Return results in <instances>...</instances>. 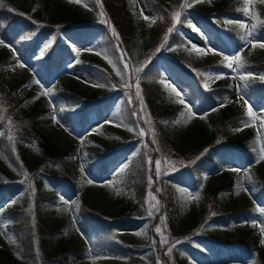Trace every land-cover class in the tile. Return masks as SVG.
<instances>
[{
  "label": "rangeland",
  "instance_id": "rangeland-1",
  "mask_svg": "<svg viewBox=\"0 0 264 264\" xmlns=\"http://www.w3.org/2000/svg\"><path fill=\"white\" fill-rule=\"evenodd\" d=\"M163 1L172 3L173 10L181 11V19L183 20L182 17L185 19L183 25H177V31L183 32L191 39L189 54L192 64L199 69L205 68V76L211 83H220L233 89L234 101L243 109L246 118L238 126L240 129L238 133L244 138H255L261 147L255 159L259 162L242 164L236 159L202 175L206 187L213 191L221 184L224 175L230 173L236 179L237 185L233 194L220 196V209L226 212L230 207L239 206L251 211V216L241 217L239 223H233L230 227L218 224L216 217L219 216L213 217L214 214L211 212L208 213L207 218H204L198 209L200 198L189 199V194H196L197 191L178 182V179L187 176L192 170L191 162L198 157L185 156L188 155L186 152L178 151L179 143H183L187 138L198 145L210 142L213 126L219 125L222 121L220 110L224 101L208 102L204 108L198 106L190 91L178 82L173 70L163 58V55H167L172 49V44L164 52L161 50L152 54L149 52L150 29L153 21H156V15L147 7L145 0H117V3L121 4L118 8L119 21L131 24L134 27V34L130 44L131 53L124 55L122 52H117L115 58L111 52L112 47H115L112 44L106 45L102 40L104 31L96 28L98 23L104 20V16L100 15V11H95L88 0H74L72 3L68 0H15L19 7L42 23L60 26L72 20L74 14L79 13L91 19L92 24L96 26L79 32L66 33H61L60 30L54 33L47 29L41 30L37 52L28 57L24 49L18 48L16 38L11 39L3 35L0 19V41L4 42L0 44V52L4 49L16 51V55L8 63H0V75L13 93L12 101H2L0 97V130L5 131L11 147V157L0 151V182L12 187L10 191L2 194L4 196L0 209L12 204L18 196H21V199L25 198L26 194L30 195L29 202L32 203L34 198L31 194L37 191L36 179L44 176L45 172L58 171L60 174L63 172L58 165L47 164L37 143L27 138V134L19 126L21 121L16 122L14 119L12 122L16 113V110H11L14 107L21 108L27 115L32 111L43 112L49 119L40 125V129L61 154H64L68 160L75 161L74 167L70 169V178L77 187L74 191L63 186V191L53 200L50 198L53 188L45 184L43 191L50 201L44 204L46 227L51 232L58 231L63 242L53 248L43 247L40 258L38 256L32 258L33 260H25L21 256L19 258L14 246L13 234L7 228L9 222L0 218V224L4 225L0 228V233L7 234H0V247L4 251L0 256V264H60L58 260L61 259H65V264H129L125 255H114L103 249L96 241V234L86 231L78 217L82 202L109 217L111 222L104 226L106 235H118L115 237L122 238L124 245L131 246L130 251H135L134 253L138 255L137 261L140 259L136 264H181L182 261L187 264H251L253 262H251V254L245 255V260L233 259L230 255H217L214 250L216 246H213L211 240L226 236L229 228L232 233L239 234L252 229L253 233L249 237L261 235V240L264 239V234L261 233L264 224L260 223L264 217H260L255 211L256 208L264 206V202L258 201L254 194V186L249 182L251 172L264 176V160L260 159L264 154V123H262L264 98L259 99L250 94L245 83V79L250 75L261 76V74L260 70L247 69L245 65L242 69H236V63L233 64V68H228L227 61L223 59L224 55L231 57L239 54L242 62L243 56H246L255 63L261 64L264 62V48L259 47V44L264 43V39H252L247 45L233 43L230 48L226 44L228 41L223 32H207L206 20L198 12L201 2L192 3L191 7L181 9L180 6L185 0ZM209 1L216 2V0ZM188 2L191 3V0ZM85 4L88 6L86 7ZM263 4L264 0H247L245 6L248 15L237 18L245 24L247 31L254 24L252 9L256 14L258 7ZM144 16L149 19L145 20ZM188 21H191L199 31H194L193 27L188 26ZM109 33L112 40L109 39L108 42L115 44L116 40L111 30ZM109 33L107 32L108 36ZM59 34L74 45L75 52L61 50L62 66L54 71L47 70L53 73L47 82H43L38 67L41 64H36L35 60L45 41ZM5 44L8 46L5 47ZM54 48L57 49V44H54ZM197 48L202 51L197 52ZM104 53L107 55L105 56ZM77 61L79 65H76ZM87 61L97 62L107 73L109 80L105 84L93 81L82 74L81 71L87 66L83 64ZM125 63L127 69L124 67ZM20 64L25 66L20 67ZM142 65V71L138 73L141 96L143 97L142 93H144V81L146 83L149 78H155L163 94V112L159 119L151 117L148 110L135 97L137 80L133 70ZM216 74H222L221 78H215ZM209 75L212 78H209ZM241 76L245 78L241 79ZM34 79L40 83L33 84ZM165 84L171 85V88H166ZM173 88L180 92V96L172 91ZM47 90H51L53 95L50 97L39 95ZM67 90L80 93L90 103L87 124L77 132L71 130L62 120V113L66 107L58 92ZM37 96L39 98L34 99ZM241 96L243 99H240ZM130 98L131 103H129ZM49 99L52 100V105L49 104ZM133 100L136 101L137 112H131L130 106H133ZM179 100L184 102L178 103ZM53 106L60 123H55L51 119ZM141 107L143 111L138 113ZM249 108L252 109L255 120L247 115ZM134 112L137 114L133 115ZM181 113L184 114L183 117ZM139 116L140 121L145 122L143 125L138 121ZM148 120L151 121L150 125L146 122ZM177 120H180L179 124L175 123ZM245 121H248L247 126H243ZM61 124L64 127H61ZM141 130L144 132L143 136L139 135ZM165 136L170 142L164 141L163 145L162 139ZM153 140L156 142L153 143ZM110 150L114 152L110 171L100 177L91 176L86 168V157L104 154ZM149 158L153 161L151 165L148 163ZM134 160L138 161L147 176L145 191L141 196H136L135 191L124 184L126 170ZM156 160L160 161L161 175L158 178L154 176ZM169 161L174 164L168 163ZM24 173H27V179ZM150 176L153 180L151 184H149ZM89 180L93 183L89 184ZM165 184L172 187L173 193L165 188ZM0 188L3 187L0 185ZM156 189L159 191L157 192ZM117 191L120 195L116 194ZM149 193L155 196V200L149 197ZM153 204L156 208L152 209L153 215L149 217L148 209ZM19 205L20 208H25ZM252 221L256 223L253 224ZM156 226L161 227V233L168 238V244L161 245V234L155 232ZM145 227L146 234L137 235ZM176 241L180 243L176 244L171 254H167L168 247ZM261 246L264 248V244ZM64 247L73 252L69 258L59 257ZM150 253L155 255L154 259L149 257Z\"/></svg>",
  "mask_w": 264,
  "mask_h": 264
},
{
  "label": "trees",
  "instance_id": "trees-1",
  "mask_svg": "<svg viewBox=\"0 0 264 264\" xmlns=\"http://www.w3.org/2000/svg\"><path fill=\"white\" fill-rule=\"evenodd\" d=\"M145 1L147 7L156 15V21L150 29L151 48L149 52L152 54L160 48V45L163 43V37L168 34L167 29L172 25L171 13L175 11L173 10L172 3H166L163 0ZM177 1L182 2L184 0ZM88 3L95 11L103 12L104 21H109L111 27H114L116 33L119 35V40L114 37L116 43L113 44L112 42H108L109 39L112 40L110 37L111 34L109 33L111 27L102 22L98 23L96 27L104 31L103 38L101 37L104 43L106 45L112 44L116 48L112 47L111 49L113 57H116L117 52H122L126 55L131 53L130 44L132 35L134 34V27L131 24L126 22L121 23L119 21L118 8L121 4H118L117 0H99V3H95L94 0H88ZM201 3L198 12L206 20L207 32H223L228 41L226 44L230 48L233 43L235 45L241 44V34L245 33L247 28H239L238 24L242 22L237 18H243L245 14L242 10L238 11L237 9L245 7V0H216L215 3L209 0H202ZM251 15L255 17L253 21L257 25L254 30L255 38L264 39V24L260 23V21H264V4L258 7L256 14H254L252 9ZM182 18L183 20L181 19L182 23L180 25L184 24L185 19L184 17ZM0 19L6 37H10L11 39L16 38L18 48H21V50L24 49L28 57H31L33 53L37 52L41 30L47 29L51 33L60 30L61 33H66L79 32L85 28L96 26L92 24L91 19L85 15H79V13L74 14L72 20L60 26H57V24L50 25L42 23L35 20L29 12L19 7L15 0H0ZM226 19L238 23H233L228 26V24L223 23ZM168 35L169 40L167 45L164 48H160V50L164 52L170 44L173 46L167 52V55H163V58L173 70L178 82L190 91V95L198 106L204 108L208 102L224 101V105L220 110L222 121L219 125L213 126L210 142L198 145L195 141H191L192 139L187 138L184 142L182 141L183 143H179L177 150L186 152L188 155L185 156L197 155L201 158L195 164L192 163V170L188 172L187 176H182L178 179V182L181 185H188L194 188L199 193L201 203L198 209L201 216L207 218L208 213L211 212L214 214L213 217L219 216L216 217L218 224L230 227L233 223H239L241 217L249 218L251 216V211L239 206L230 207L226 212L220 209V196L234 193L237 185L236 179L230 173H227L224 175L223 181L218 188L211 191L206 187L202 175L205 172L207 173L208 171L210 172L220 168L236 159L240 160L242 164L257 161L255 159L258 157L261 147L255 138H244L238 133V126L246 118L243 109L234 101L233 89L220 83H211L205 76L206 69L196 68L192 64L189 54L191 39L183 32L176 30ZM48 41H45V43ZM51 41L52 46L47 50L45 55L35 60L36 64H41L38 67L41 73L40 78L43 82H47L52 76L53 72L47 70L54 71L62 66L61 50L69 53L75 52L74 45L68 39H65L62 34L53 36ZM54 44H57V49L54 48ZM168 54L170 55L168 56ZM15 55L16 51L12 49H8L7 51L5 49L2 50L0 52V63H8ZM243 62L247 69L260 70L261 76H264V62L257 64L246 56H243ZM85 64L87 66L81 72L89 79L103 84L109 80V76L97 62L87 61L83 65ZM76 65H79V63ZM261 76L252 74L245 79L249 93L259 99L264 98V80L260 79ZM2 78L0 75L1 100L12 101L13 93ZM144 84V93H142L143 106L148 110L151 117L159 119L163 112L162 91L156 84L155 78L147 79L146 83L144 81ZM58 95L66 107V110L62 113L63 122L73 131L83 129L87 124L90 103L78 92L67 90L58 92ZM133 103V106H130L132 109L131 112H137V109H135L136 101L133 100ZM9 108L11 109V107ZM11 110H16L12 122L14 119H16V122L21 121L19 122V126L27 134V138L37 143L42 156L46 158L47 164H50L49 166L56 164L63 171L61 174L58 171H52L51 173L45 172L43 174L44 176L36 179L37 191L35 194H31V197L34 198L32 203L29 202L31 201L29 199L30 195L26 194L25 198L21 199V196H18L12 204H7L3 209H0V218L6 219L9 222L7 228L13 234L14 246L19 258L21 256L25 260H33L32 258L37 256L40 258L42 256L43 247L53 248L56 244L63 242V238L59 235L58 231L51 232L46 227L47 222L44 213V204L50 203V201L47 200V195L43 189L45 184L50 185L53 188L52 197L50 198L55 200L58 194L63 191V186L72 189L77 188L70 178V169L74 167L75 161L68 160L64 154H61L59 149L53 143L49 142L46 135L41 131L40 125L49 120L43 112L32 111V113L27 115L21 108L14 107ZM140 112L141 110L138 111V113ZM6 113L8 116V112ZM140 119L141 117L139 116L138 121L143 125L145 122L140 121ZM164 141L166 143L170 142L166 136L162 139L163 145L165 144ZM0 151L5 152L11 157V147L8 144L5 131L3 130H0ZM202 153L204 155L201 156ZM113 154L114 152L112 153V150H110L104 154L87 156L86 168L89 173L93 177H100L102 174L108 173L111 169V162L114 159ZM250 175L251 183L254 186L255 197L258 201L264 202V176L252 172ZM146 177L145 170L138 164L137 160H134L126 170L124 184L129 189L134 190L136 196H141L145 191ZM0 185L3 187L0 188L1 205L4 196L2 194L10 191L12 187L9 185L5 186L2 182H0ZM165 188L173 193L170 185L165 184ZM74 191L76 190L74 189ZM19 204L25 208H20ZM78 217L87 232L96 234V241L103 249H107L114 255H125L129 260V264L140 262V259L137 261L138 255L134 253L135 251H130L131 246L123 244L124 240L122 241V238L115 237L118 235H106L104 226L111 222L108 216L93 210L87 203L82 202L79 207ZM252 233V229L244 234L232 233L229 228L226 236H219L218 239L212 238L214 240H211V242L213 246H216L214 250L219 256L230 255L233 259L245 260L244 256L251 254V262L264 264V248L260 243L261 235L249 237ZM3 252V249L0 247V256ZM71 252L64 247L59 257L69 258L73 254ZM154 256L152 253L149 255L153 259ZM62 260H58V262L65 264V259ZM181 264L187 263L182 261Z\"/></svg>",
  "mask_w": 264,
  "mask_h": 264
},
{
  "label": "snow or ice",
  "instance_id": "snow-or-ice-1",
  "mask_svg": "<svg viewBox=\"0 0 264 264\" xmlns=\"http://www.w3.org/2000/svg\"><path fill=\"white\" fill-rule=\"evenodd\" d=\"M68 2H69V3H72V2H74V0H68ZM94 2H95V3H99V0H94ZM199 2H202V0H191V3H189L188 0H185V3L181 4L180 7H181V9H185V8L191 7V6H192V3H199ZM246 3H247V0H245V4H246ZM85 6L87 7L88 5L85 4ZM34 10H35V9H34ZM237 10H238V11H241V10H242V11L244 12L245 15H248V9H247L246 6L243 7L242 9H237ZM100 15L103 16V15H104L103 12H101ZM144 19H145V20H148L149 17L144 16ZM161 19H163V17H161ZM253 19H255V17H253ZM171 20H172V25H171V27H169V28L167 29V33H168V34H171V33H173L174 31H176V30H177V25L182 23V21H181V11H175V12L171 13ZM101 22H102V23H106V24H108V25L111 27L109 21H104V20H102ZM153 22H155V21H153ZM33 23H35V21H33ZM223 23H225V24H233V23H238V22H234V21H232V20L226 19V20L223 21ZM260 23L264 24V21H260ZM149 26H151V25H149ZM188 26L193 27V30H194V31H199L197 28H195V26L192 25L191 21H188ZM238 26H239V28H241V29H244V28L246 27L244 23H239ZM256 27H257V25L254 23V24L251 25V29H250V30H248L247 32L241 34V42H242L243 45H247L248 43L251 42L252 39H255V36H254V30L256 29ZM111 32H112V35H113L117 40H119V35H118V33H116V30H115L114 27H111ZM168 34H166V35L163 37V43L160 45V48H164V47L167 45V42H168V40H169V35H168ZM250 38H251V39H250ZM3 43H4L3 41H0V44H3ZM4 46L7 47L8 45L5 44ZM51 46H52V41L49 40L47 43H45V44L43 45V48H42V50L40 51L38 58H39V57H43V56L45 55V53L47 52V50H48ZM253 46L255 47L256 45L254 44ZM259 47L264 48V43H260V44H259ZM160 48H158L157 51H159ZM196 51H197V52H201L202 49L197 48ZM209 51H212V49H209ZM98 54H100V53H98ZM104 55L106 56L107 54L104 53ZM124 55H126V54H124ZM121 59L123 60V55L121 56ZM223 59H224V61H227V65H226V66H227L228 68H233V64H234V63H236V69H242V68L244 67L243 62L241 61V56H240L239 54H235V55H233V56H231V57L228 56V55H224ZM77 63H79V61H77ZM109 63H111V61H109ZM19 66H20V67H24L25 65H24V64H20ZM124 67H125V69H127L128 66H127L126 63H125V65H124ZM142 68H143V65H142L141 67H139V68H135V69L133 70V73H134V75H136V80H137V87H136V91H135V97H136L137 100L140 101V104H141V105H143V99H142V96H141L140 89H139V87H138V82H139V76H138V73L142 71ZM236 69H233V70L235 71ZM221 75H222V74H216V75H215V78H221ZM209 78H212L211 75H209ZM244 78H245L244 76H241V79H244ZM260 79H261V80H264V76H261ZM32 83H33V84H39L40 81L34 79V80L32 81ZM162 83H163V81H162ZM205 86H206V85H205ZM26 87H27V86H26ZM41 87H43V85H41ZM126 87H131V85H126ZM165 87H166V88H171V85H169V84H165ZM172 91L176 92V95H177V96H180V92H177L174 88L172 89ZM39 95H43V96L50 97L51 95H53V93H52L51 90H47V91H42ZM38 98H39V96L35 97L34 99H38ZM240 99H243V97L241 96ZM131 102H132V100H131V98H130V99H129V103H131ZM177 102H178V103H183L184 101H183V100H179V101H177ZM52 103H53L52 100L49 99V104L52 105ZM245 103H247V102L245 101ZM214 110H215V109H214ZM61 111H63V109H61ZM141 111H143V107H141ZM189 113H191V108H189ZM136 114H137V113H135V112L133 113V115H136ZM183 115H184V114L181 113V116H182V117H183ZM247 115H248L249 117H251L252 120H255V118H256L251 108L248 109ZM51 119H52L55 123H60V122L57 120V117H56V115H55V109H54V106H53V115H52ZM146 122L149 123V125L151 124V121H150V120H148V121H146ZM175 123L179 124V123H180V120L175 121ZM247 123H248V121L243 122V126H247ZM262 123H264V121H262ZM61 127H64V125L61 124ZM129 130L131 131V129H129ZM149 130L151 131V128H150ZM237 130H240V129H237ZM139 135H141V136L144 135L143 130L140 131ZM10 139H11V137H10ZM152 142L155 143L156 141L153 140ZM205 152H207V150H205ZM202 155H204V153H202L201 156H202ZM200 158H201V157H197L196 160H199ZM260 159L264 160V154H262V155L260 156ZM196 160L192 161L191 163L195 164V163H196ZM255 162H259V161H254V163H255ZM148 163H149L150 165L153 163V161L151 160V158H149ZM154 163H155V176L158 178V177L161 175L160 161H159V160H156ZM168 163H170V164H174V162H171V161H169ZM181 163H183V162H181ZM126 167H127V165H125V168H126ZM82 170H83V169H82ZM231 170H232V171H238L237 169H231ZM121 171L123 172L124 169L122 168ZM245 175H247V173H245ZM24 176H25V178L27 179V173H24ZM205 179H206V177H205ZM249 182L251 183V179H250V177H249ZM88 183L91 184V183H93V182H92L91 180H89ZM151 183H153V180H152V177L150 176V177H149V184H151ZM29 186H30V185H29ZM238 188H240L239 185H238ZM156 191L158 192L159 189H156ZM116 194H117V195H120V192L117 191ZM149 197H150L152 200H155V196H154L152 193H149ZM198 198H199V193H196V194H189V199H198ZM61 199H63V198H61ZM64 203H67V201H64ZM157 203H158V201H157ZM153 208H156V205H155V204L151 205V207L148 209V216H149V217H151V216L153 215V212H152V209H153ZM157 211H158V209H157ZM255 211L259 213L260 217H264V206H261V207L256 208ZM73 223H75V221H73ZM161 223H163V218H161ZM252 223L255 224L256 221H252ZM260 223L264 224V220H261ZM2 227H4V225L0 224V228H2ZM155 232H156L157 234H161V241H160V242H161V245H166V244H168V238H167L166 236H164V235L161 233V227H160V226H156V227H155ZM261 233L264 234V228H261ZM0 234L7 235L6 233H0ZM141 234H146V227H145L144 230H142V232H138V233H137V235H141ZM178 243H180V242H179V241H176V243H174V244H172L170 247H168V249H167V254H171L173 248H175L176 244H178ZM260 243H261V244H264V239H262V240L260 241ZM253 264H255V262H253Z\"/></svg>",
  "mask_w": 264,
  "mask_h": 264
}]
</instances>
